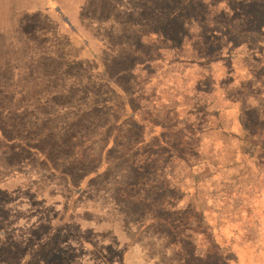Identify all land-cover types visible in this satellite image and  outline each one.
<instances>
[{
    "label": "rangeland",
    "instance_id": "1",
    "mask_svg": "<svg viewBox=\"0 0 264 264\" xmlns=\"http://www.w3.org/2000/svg\"><path fill=\"white\" fill-rule=\"evenodd\" d=\"M46 1L31 0L28 2V6L42 10L28 13V7L24 6L25 0H10L12 24L10 30L6 32H9L8 35L12 39V48L16 49V59L20 53L28 51V37L25 35L28 33V17L32 14L41 16V20H37L35 23L36 27L34 28L36 29L39 28L40 22L48 24L47 19L51 22L54 21L48 11L44 9ZM57 1L72 21L77 24L76 34L78 37L75 38L88 42L90 53L96 55L93 57L96 59L95 62L101 63L124 91L126 97L121 104L123 105L124 101L130 102L132 108L121 112L122 116L128 114L130 119L128 132L121 136L124 139V144H128L137 137L142 139L143 135L144 139L149 142L150 151L160 147L156 162L148 163V171L145 173L148 176V181L140 185L139 171L135 176L137 194L142 191L138 197L152 196V200L156 197L159 201L154 211L158 217L151 220L155 221V224L145 230L142 222L149 220L143 217L144 209L140 205L141 200L135 209L130 207L129 210H123L120 207L123 199H117L120 197L118 194V197L116 196L117 186L127 184L133 173V169H130L131 164L127 165V162L129 159L137 157L140 152L135 147L133 150L129 149L132 146L128 147L124 155L119 150L120 148L113 151L110 155L111 159H121L118 163L120 176L98 180L96 187L90 188V195L87 196L84 207L79 206L81 204L79 202L71 205L69 200L63 201L65 206L58 208L62 216L69 212V215L74 213L78 217L84 211L89 210L90 213L87 214V217L93 221L85 223L86 225L83 226L86 228L84 235L90 240V243L78 248V256L74 257L72 262L75 264H223L222 260H217L214 257L206 259L203 256L206 251L209 252L212 249V245L216 244L215 242L210 243L213 235L211 233L215 227L218 224L224 225L223 222L226 219L232 220L231 214L236 209L241 211L245 205H251L246 194L258 190V187L251 186L255 184L253 177H257L254 168L250 166L255 162L246 160L244 162L246 168L240 175L243 178L237 179L239 177L237 171H225L224 169L228 168L230 164L228 162L220 164V159L212 155V149L206 155L207 158L198 156L195 145L199 143V140L189 137L191 148L185 147L186 134L184 131H173L172 124L177 119L172 118L171 111L166 107L171 95L163 86L159 87V84L177 82L178 87L181 88L187 84L188 79L194 78L193 74L204 79L202 72L205 71L204 69L186 72V68L188 65L203 67L200 65L201 62L210 56L211 59L214 58L213 62L222 60V65L226 66L225 69L218 70L216 65H212L210 69L218 74V80L219 71H221L224 80L220 83H225V86L232 92L231 95L236 96V104L247 107V104L245 102L241 104V101L253 92L255 97L251 95L248 102L254 104L259 99L257 94L264 93V56L253 55L251 58L255 68L250 69L252 60L245 54L246 52L241 51L239 53L241 58L237 62L239 68H237L232 63L236 59V53L230 51L231 47L228 44L231 40L240 42L241 40L237 39H241L247 34L244 29H242L243 32L239 29L238 24L241 21L228 12V9L233 5L240 7L238 4L241 0ZM244 1L250 2L249 6L256 5L258 2L259 4L263 3V0ZM71 4L73 6L70 9L69 5ZM21 7H24L25 10L20 12L19 8L22 9ZM57 15L55 14V16ZM197 22L199 24L196 33L199 34L196 35H200L197 41L204 42L207 47L195 57H189L190 54H193L191 47L194 50L197 48L194 46L196 35L192 30V23ZM51 28L48 25V29ZM31 29L32 27L29 28V30ZM38 31L39 37L48 43L47 49L57 44L49 32ZM220 33H226L227 37ZM6 43L7 40H0V48L5 47ZM66 43L61 40L58 44L60 46L59 54H69L67 49H71L75 58V54H79L80 51L75 45L72 48H67ZM217 44L219 47H216V51H218L211 54ZM207 48H210L211 51ZM220 48L223 51H219ZM224 55H228V57H224ZM63 63L61 62V64ZM151 75L156 76L159 84L154 83L155 80H153V87L147 88L146 84L149 83V78H154ZM212 82L211 78L206 77L204 81L194 82V84H198L200 88L204 87L205 91L209 92ZM223 91L222 88V93ZM138 94H141V97L137 96ZM139 108H141L142 116L151 119L138 118L141 120V125L136 120L137 115L134 116V110ZM159 136L161 139H158ZM167 146L173 148L170 149ZM172 155L183 156L187 163L170 160ZM205 159L208 161L207 165H211V167L192 169L194 165H201L203 163L201 161ZM213 166H220L223 169L217 171ZM152 167L162 171L163 180L154 177L151 178L154 183L150 181L149 176L152 177L150 173L154 171L151 169ZM145 171L146 169L142 173ZM172 180L174 186H169L168 184ZM163 181L167 184H164ZM223 181H232L233 185L230 186L228 182L226 184ZM240 181L246 183L244 188L248 192L231 194L232 186ZM171 187L173 189L182 188V191L180 192L176 188L177 191H172L169 195ZM237 187L241 189L243 186L238 185ZM223 192L226 194L225 197L220 196ZM217 195L218 201L209 199ZM191 196L196 197V200ZM131 203L128 202V204ZM36 210L39 211V207ZM245 222L250 224L251 220L246 219ZM94 234L95 236H93ZM174 242L183 245L174 248ZM165 245L168 246L164 247ZM256 264L264 263L258 261Z\"/></svg>",
    "mask_w": 264,
    "mask_h": 264
},
{
    "label": "trees",
    "instance_id": "2",
    "mask_svg": "<svg viewBox=\"0 0 264 264\" xmlns=\"http://www.w3.org/2000/svg\"><path fill=\"white\" fill-rule=\"evenodd\" d=\"M249 4L241 0L240 7L228 6V12L241 21L239 29L247 33L237 39L240 42L231 40L228 44L230 51L246 52L250 59L256 52L264 56V0L253 6ZM8 16L11 21V15ZM2 18L0 16V40H7V43L0 48V264H75L72 260L78 256V248L90 243L83 226L93 221L87 217L89 210L78 217L69 212L62 216L58 208L65 206L63 201L69 200L71 205L79 202L82 205H78L84 207L90 188L96 187L98 180L120 176L118 163L121 159L112 160L113 151L120 148L124 155L132 146L130 150L137 148L140 152L128 160L127 165L131 164L133 173L127 184L117 186L116 196L123 199L120 206L123 210L135 209L141 200L143 217L149 220L142 222L145 230L155 224L151 220L158 217L154 211L159 201L144 194L138 197L142 191L137 194L135 176L139 171L140 185L148 181L145 175L148 163L156 162L160 147L150 151L149 142L143 135L142 139L137 137L124 144L121 136L128 132L130 119L128 114L122 116L121 112L132 108L130 102L121 104L126 97L124 91L101 63L84 58L81 47L76 44L80 52L73 57L72 50L67 49L74 45L71 37L62 34L55 21L47 19L48 24L40 22L36 29L35 23L41 16L32 14L28 17V33L25 34L28 51L20 53L16 59V49L12 48V39L6 32L12 21L3 24ZM198 24L192 23L195 35L199 34L196 33ZM48 25L52 27L50 30ZM38 30L49 32L57 44L47 49L48 43L39 37ZM220 34L226 36V33ZM199 36L194 38L196 50L191 47L194 57L207 47L204 42L197 41ZM61 40L67 42L69 54H59ZM216 47L218 44L211 54L218 51ZM213 59L208 56L203 60L201 69L206 70L222 61L213 62ZM153 80L156 76L150 77L146 86L149 87ZM223 90L228 101L236 103V96L231 95L228 87ZM251 95L255 97L254 92ZM251 95L241 101L247 104L244 116L252 114L248 102ZM137 96L141 97V94ZM256 102H260L259 99ZM261 102L260 118L264 117V101ZM139 111L141 108L134 110L137 121ZM190 143L185 137V147L191 148ZM173 159L187 163L183 156H170V160ZM151 169L154 170L150 173L152 177L149 176L151 182L154 177L162 179L160 169ZM176 188L171 187L169 195L177 189L182 191V188ZM246 195L251 205H245L241 211L236 209L231 214L232 220L226 219L222 227L219 224L215 227L210 243L216 244L205 252L203 257L206 259L214 257L223 264H254L251 259L255 250L235 243L248 229L255 230L256 226L264 229L261 224L264 223V190ZM220 196L225 197L224 194ZM246 219L251 220L250 224L245 222ZM181 245L173 243L174 248Z\"/></svg>",
    "mask_w": 264,
    "mask_h": 264
},
{
    "label": "crops",
    "instance_id": "3",
    "mask_svg": "<svg viewBox=\"0 0 264 264\" xmlns=\"http://www.w3.org/2000/svg\"><path fill=\"white\" fill-rule=\"evenodd\" d=\"M25 2L24 6L28 7V13H34L42 10L36 9L34 6H28V2H31V0H25ZM72 6L73 4L69 5V8L71 9ZM21 8V10H25L24 7ZM11 9L10 0H0V16L3 17V24L11 23V21H8V14H12ZM44 9L48 11L55 23L58 24L62 34L67 33L71 39L78 37L76 34V31H78L77 24L72 21L68 13H66L64 8L62 9L57 0H47ZM55 14L58 15L55 16ZM71 41L74 45L76 44V46L81 47L80 51L84 58L93 59V57L96 56L95 54L90 53L91 49L87 46L88 42L85 40L75 38ZM235 53L236 59L232 63L234 67L239 68L237 62L238 59L241 58L239 54L240 52ZM257 54L258 53L256 52L253 55ZM258 55L262 54L260 53ZM189 56H191V54ZM224 57H228V55H224ZM222 63V61L216 63V69H225L226 66H223ZM249 68H255L253 60ZM194 69H201V67L188 65L186 72H193ZM202 72L204 73V79L200 78L196 74H193L194 78H191L190 80L188 79V82H186L187 84L181 88L178 87L177 82H173V84H171V82L167 84L165 82L159 84L157 80L154 81V83L159 84V87L163 86L167 92H169V95H171L169 96V102L166 103V107L169 111H171L172 118L177 119L174 120L172 124L173 131L182 129L186 134V138L190 137L193 140H199V143L195 145V148L200 158H207L206 155L209 150L212 149V155L220 159V164H225L227 162L230 164L228 168L224 169L225 171H237L239 176L237 179L243 178L240 175H242L243 169L246 168L244 162L246 160H253L255 163L250 166L254 168L253 170L257 174V177H253L255 184L251 186H254L255 188L258 187V190H254L250 193L244 188L246 183L240 181L236 182V185L243 187L240 189L236 185L232 186L233 190H231V193L243 194L248 192V194L252 195L259 194L264 190V117L260 118L258 116V111L262 109L261 105L263 102L261 101H264V93H259V96H257L259 97L260 102H254V104L249 103L252 114L244 116L245 107L228 101L225 96L226 93H222V88L225 86H223L224 83H220L224 80L221 71H219L220 81L217 79L218 74H215L210 68ZM206 77L211 78L213 81L209 87L211 88L209 92L205 91L204 87H202V90L198 84H194V82L199 83L201 80L204 81ZM154 83H151L147 88L153 87ZM188 83L190 84L188 85ZM185 90H187L188 93H186L187 91L184 93ZM138 118H147L148 120H151L139 113ZM138 121L141 124V120L138 119ZM153 122L156 124L154 120ZM160 122H163V120H160ZM201 162H203L201 165H194L192 169L197 170L199 167H211V165H207L208 161L206 159ZM213 168L217 171L223 169L220 166H213ZM225 182L226 184L229 183L230 186L233 185L232 181H223V183ZM171 183L173 185L174 181L172 180ZM221 194L226 196L224 192ZM217 196L210 198L209 196L206 197L211 200L218 198ZM191 198L196 200V197L191 196ZM246 232L247 233L243 236V238H241L240 235L238 236V242L236 243L239 245L249 246L255 250L254 257H251L254 264L258 261L260 263H264V229H260V226H256L255 230L248 229ZM260 242L263 244L260 245Z\"/></svg>",
    "mask_w": 264,
    "mask_h": 264
}]
</instances>
